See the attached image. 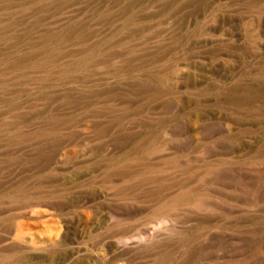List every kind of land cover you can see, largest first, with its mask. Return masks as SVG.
Instances as JSON below:
<instances>
[{
    "label": "rangeland",
    "instance_id": "1",
    "mask_svg": "<svg viewBox=\"0 0 264 264\" xmlns=\"http://www.w3.org/2000/svg\"><path fill=\"white\" fill-rule=\"evenodd\" d=\"M0 264H264V0H0Z\"/></svg>",
    "mask_w": 264,
    "mask_h": 264
}]
</instances>
